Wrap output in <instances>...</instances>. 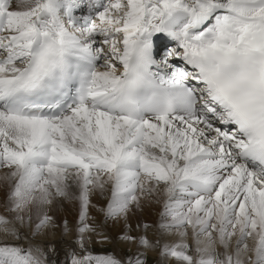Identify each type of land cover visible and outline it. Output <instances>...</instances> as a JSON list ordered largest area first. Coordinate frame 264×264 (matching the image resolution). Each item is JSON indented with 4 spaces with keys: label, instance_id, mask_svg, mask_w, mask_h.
I'll return each instance as SVG.
<instances>
[{
    "label": "snow or ice",
    "instance_id": "1",
    "mask_svg": "<svg viewBox=\"0 0 264 264\" xmlns=\"http://www.w3.org/2000/svg\"><path fill=\"white\" fill-rule=\"evenodd\" d=\"M0 170V264H55L17 224L55 227L57 198L80 204L65 264H145L153 247L264 264V0H0ZM108 191L105 220L126 224L163 194L178 241L126 233L136 253L94 255L91 197Z\"/></svg>",
    "mask_w": 264,
    "mask_h": 264
},
{
    "label": "bare ground",
    "instance_id": "2",
    "mask_svg": "<svg viewBox=\"0 0 264 264\" xmlns=\"http://www.w3.org/2000/svg\"><path fill=\"white\" fill-rule=\"evenodd\" d=\"M161 42L165 43V42H167V40H163ZM6 171L7 170H1L0 176H2L4 174V172H6ZM8 191H9V189H8V186L6 185V183L3 181H0V215H6V216L11 215L5 211V203H6V197H7ZM101 196H106V198L104 200H101ZM109 199H110V191L106 192L105 195L95 193L91 198L92 206L89 209V214H90L91 220L94 221V223L96 224L98 231L102 235H106L105 242H98L97 241L98 243L96 242V240L99 239L98 237H100V236H93L91 243L88 246L94 255H105V254H100L99 249H91V248H94L93 245L97 248H100L101 246H104L105 244L108 243L107 245L110 244V246H111V251L114 249L116 251L115 244L110 243V242H112L111 237H113L116 234V233H114L115 231L113 232V230H117V228L119 230L121 224H123V223H121L122 220H120V221H116L117 223L114 224L113 221H112L113 223H110L111 220H109L110 222H108V223L106 222V224H108V226H107L108 228L110 227V229H113V230H111L110 234L112 233L114 235L112 236V234L110 235V234H108L109 232L107 233V231H105L108 228L105 227V221H103V220H105V216H104V212L102 210L106 208ZM164 199H165V197L163 196V194H153L152 196H145L142 199L141 206L138 208L134 207L133 210L130 212L128 220H127V223L129 225L131 224V221L134 222L135 224L137 223L139 225H140V222H139L140 220L142 222H150V223L152 222L151 223V225H153V228H152L153 233H151L152 236H150V234L149 235L146 234V235H147V237H149V240L152 241L153 243L156 241H160V238L159 237L157 238V236H159V232H160L159 230H161L160 229L161 213L163 212V209H164V204H163ZM78 204H79V202L77 203L75 198H72V199L57 198L53 202V204L48 206L46 209L48 215H50L53 218V220L55 222V227L45 229L38 236L33 235L34 223H32L31 225L27 222H25L23 225L17 224V228H18L19 232L21 233V235L23 237H25V239L23 240V244L25 246H27L29 243L35 242L36 244H39L46 251V253L50 259H54V258L59 257L61 260L60 263L65 264V262L67 260L66 254L71 252L74 249L77 251L79 250V247L76 243V239H77L76 227L78 224L79 211H80V210H78ZM153 213H154V215H153ZM130 217H132V218H130ZM65 221H67V224H68V230L67 231H65V227H64ZM133 224H132V226H133ZM124 226H125V224H124ZM134 226H137V225H134ZM129 228H131V226ZM137 229H139V228H137ZM140 229H142V228H140ZM118 230L116 232L120 233ZM121 230H123V229H121ZM134 230L135 229H133L132 233L134 232ZM121 233H123V232H121ZM133 235H135V234L133 233ZM138 236L135 235V237H138ZM141 236H142V234H141ZM103 237H105V236H103ZM166 237L171 238L166 243H173V242L178 241V237L170 236L169 234H167ZM0 238H2V234H0ZM115 239H117V238L115 237L114 240ZM164 239H165V237H164ZM117 240H116V242H117ZM113 242H115V241H113ZM187 242L189 244H191L193 247L195 246V241L192 238L191 234L189 235ZM161 243H163V242L161 241ZM119 246L127 247V249L128 248L130 249L132 246H134V242L129 243V241L124 240V242L123 241L119 242ZM156 249H158V247H153V248H151L150 251L157 253ZM153 250H155V251H153ZM117 251H118V249H117ZM129 251H130V256L134 254V252L131 251V249ZM121 252H122V250H121ZM124 253L122 254L123 256H124ZM140 253H142V252H140ZM114 255H116V254H114ZM119 256H121V255H119ZM124 257L126 258V255ZM160 257H161L160 259H162V260L160 262H157V264H162L163 260L168 262V263L169 262L171 263V261H172L171 258L166 260V259L162 258L163 256H160Z\"/></svg>",
    "mask_w": 264,
    "mask_h": 264
},
{
    "label": "rangeland",
    "instance_id": "3",
    "mask_svg": "<svg viewBox=\"0 0 264 264\" xmlns=\"http://www.w3.org/2000/svg\"><path fill=\"white\" fill-rule=\"evenodd\" d=\"M0 172H1V170H0ZM94 195V194H93ZM92 195V196H93ZM105 195V194H104ZM92 198V197H91ZM106 198V196H101V200H104ZM62 199V198H61ZM76 201H77V203L79 202L77 199H76ZM157 205V204H156ZM78 210H80V204H78ZM153 215H154V213H153ZM130 218H132V217H130ZM122 221H121V223H123V224H121V226H120V228L121 229H123V230H121L120 228H119V230H118V228H117V230L120 232V233H118V232H116L117 230H113V229H110V227L108 228L107 226H108V224H106V222L108 223V222H110L109 220H103V221H105V227L106 228H108V229H106L105 231H107V233L108 234H110V232H111V230H113V232L114 233H116L115 235L114 234H112V236L114 235L117 239H115L114 240V238L113 237H111V239H112V242H110V243H114L115 244V246H116V251H115V249L114 250H112L111 251V246H110V244L109 245H107V244H105L104 246H101L100 248H97V247H95L94 245H93V247L94 248H91V249H99V251H100V254H105V255H113V256H115V257H117V258H119V259H123V258H125L124 256L126 255V257H129L130 256V249H131V251H133L134 253H136L137 252V250H138V246H137V244L136 243H134V246H132L130 249L128 248L127 249V247H121V246H119V242H121V241H123L124 242V240L125 239H122V237L127 233V234H129V235H131V236H141V234H142V236H147L146 234H150V236H152V234L151 233H153V230H152V228H153V225H151V223L150 222H142L141 220L139 221L140 222V225L139 224H135L134 222H132L131 221V224L129 225L128 223L126 224L125 222H124V220L123 219H121ZM131 220V219H130ZM113 220H111V222L110 223H113L114 222V224L115 223H117L116 221H113ZM134 223V224H133ZM124 224H125V226H124ZM132 224H133V226H132ZM134 225H137V226H134ZM145 225H148V231L147 230H145V228H144V226ZM131 226V228H129ZM139 226V227H138ZM58 227V226H57ZM124 227V228H123ZM135 227V228H134ZM139 228V229H137V228ZM158 227V226H157ZM112 228V227H111ZM140 228H142V229H140ZM133 229H135L134 230V234L135 235H133V233H132V231H133ZM140 232H138V231ZM137 231V232H136ZM160 232H159V236H157V238L159 237L160 238V241H162L163 243H166L167 241H169L171 238H167L166 236H167V234L166 233H163L162 232V230H159ZM121 232H123V233H121ZM148 232V233H147ZM139 233V234H138ZM110 234V235H111ZM118 234V235H117ZM144 234V235H143ZM103 236H105V237H103ZM138 236V237H139ZM103 237V238H102ZM164 237H165V239H164ZM99 239H97L96 240V242L98 241V242H105V239H106V235H101L100 237H98ZM148 239H149V237H147ZM116 240H117V242H116ZM113 241H115V242H113ZM97 242V243H98ZM129 243H133V242H130L129 241ZM155 243V242H154ZM110 246V247H109ZM137 246V247H136ZM103 247V248H102ZM107 248V249H106ZM126 250H125V249ZM117 249H118V251H117ZM142 249V248H141ZM140 248H139V252H142V255H143V257L145 258L144 260H145V264H157V262H160L162 259H160L161 257L160 256H162L161 255V247H158V249H156V251H157V253H155V252H151L150 250H151V248L150 249H142L141 250ZM121 250H122V252H121ZM125 250V251H124ZM141 250V251H140ZM111 251V252H110ZM125 253H124V252ZM153 251H155V250H153ZM107 252V253H106ZM117 252V253H116ZM127 252V253H126ZM124 253V256L122 255ZM114 254H116V255H114ZM118 254V255H117ZM128 254V255H127ZM119 255H121V256H119ZM148 255V256H147ZM122 257V258H121ZM162 258H164V257H162ZM165 259V258H164ZM169 259V258H168ZM167 259V260H168ZM50 260H52V261H54L55 262V264H62V263H60V258L58 257V258H54V259H50ZM162 264H173V262L171 261V263L169 262H166V261H164L163 260V262H162Z\"/></svg>",
    "mask_w": 264,
    "mask_h": 264
}]
</instances>
